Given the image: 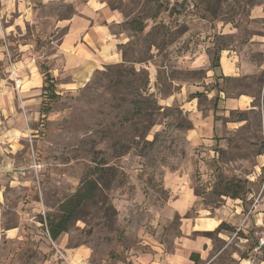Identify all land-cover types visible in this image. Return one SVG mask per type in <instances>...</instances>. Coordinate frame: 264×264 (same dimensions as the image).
<instances>
[{
    "label": "rangeland",
    "instance_id": "1",
    "mask_svg": "<svg viewBox=\"0 0 264 264\" xmlns=\"http://www.w3.org/2000/svg\"><path fill=\"white\" fill-rule=\"evenodd\" d=\"M24 1L17 11L0 0L4 78L20 44L48 67L63 21L84 4ZM97 1L116 18L105 26L118 61L71 91L58 86L70 76L54 79L58 98L19 158L29 184L7 192L8 205L31 204L33 240L0 246V264H78L77 249L88 253L80 264H146L149 245L171 252L179 238L198 246L194 264H264V0ZM232 177L249 182L245 200L213 193ZM83 182L91 199L52 241L47 219ZM219 210L229 229L192 226Z\"/></svg>",
    "mask_w": 264,
    "mask_h": 264
},
{
    "label": "crops",
    "instance_id": "2",
    "mask_svg": "<svg viewBox=\"0 0 264 264\" xmlns=\"http://www.w3.org/2000/svg\"><path fill=\"white\" fill-rule=\"evenodd\" d=\"M10 1L17 3V11L26 4L24 0ZM74 12L73 17L63 21L65 33L56 45L53 54L45 58L49 62V71L56 81H60L62 76H70L69 82L58 85L61 92L83 86L89 77L107 61H118L115 43L105 26L106 22L116 19L111 12L97 0H84L82 6H75ZM20 14L24 16V13ZM100 20L104 21L103 25L99 23ZM1 49L0 47V59L3 56ZM14 51L20 57L14 61V67L21 79V84L18 89H15L8 76L4 78L5 70L0 76V138L8 140V144L0 155V165L21 167L26 163V160L22 163L19 161L25 149V142L27 137H29L27 141L31 142V137H34L32 135L35 133V125L40 117L43 82L36 63V60L40 58L29 57L32 51L31 45H17ZM260 159L262 157L258 160ZM21 174L10 172L0 175V246H17L25 236L29 241L33 240L30 238L29 229L33 221V216L28 210L31 204H26L22 198L14 206L8 205L7 192L16 189V186L22 188L29 184L28 181L20 180L23 176ZM7 211L9 218L5 215ZM219 211V214H213L215 219H203L201 222L197 219L192 226L198 228V224L204 226L209 221L207 230H214L224 220L222 210ZM11 217H13L12 220ZM195 244L193 241L186 243L179 238L174 241L171 252L165 251L160 244H155L149 245L150 252H141V256L143 259L148 258L146 264H194L195 262L193 263L190 257L198 253V246ZM76 257L80 264L88 258V253L77 249L74 254V258ZM9 263H11L10 259L7 264Z\"/></svg>",
    "mask_w": 264,
    "mask_h": 264
},
{
    "label": "trees",
    "instance_id": "3",
    "mask_svg": "<svg viewBox=\"0 0 264 264\" xmlns=\"http://www.w3.org/2000/svg\"><path fill=\"white\" fill-rule=\"evenodd\" d=\"M216 1V7L219 8V3L221 0H214ZM220 1V2H219ZM213 7L211 9V15L213 20L215 19L216 15L218 14L217 8ZM38 41H35V46L33 51L35 53L38 51ZM219 51H215L212 56V68L214 70H220L219 65ZM39 72L42 76V94H41V106L39 110V122L46 123L47 117L51 112V105L52 103L58 98L57 97V84L54 80L53 76L50 74L48 67L43 63H37ZM223 182H221L222 184ZM247 180H240L238 178L232 177L226 182H224L223 191L217 192V187L215 188L214 192L218 196H228L231 199H241L244 200L246 195L250 192L249 188H247ZM90 184L81 183V187L76 191L75 194L66 198L58 208L59 214L56 216H52L47 219V232L49 238L52 241H55L61 234L66 233L69 225L75 220L80 212L81 208L84 207L86 202L91 199V194L93 192L92 189L89 188ZM229 229L226 224H220L216 231L219 230H227ZM191 260L193 262H197L199 257L197 254L191 255Z\"/></svg>",
    "mask_w": 264,
    "mask_h": 264
},
{
    "label": "built area",
    "instance_id": "4",
    "mask_svg": "<svg viewBox=\"0 0 264 264\" xmlns=\"http://www.w3.org/2000/svg\"><path fill=\"white\" fill-rule=\"evenodd\" d=\"M7 66H8V79L12 83L13 87L15 89H18L21 84V79L18 76L17 70L14 67V62L8 58L7 60ZM8 144L7 139H1L0 138V155L3 153V148ZM30 167H36L35 163ZM23 171L22 168H17L12 165H0V175L2 173H21ZM259 231L256 233V244H257V249H264V222H262L259 226Z\"/></svg>",
    "mask_w": 264,
    "mask_h": 264
}]
</instances>
